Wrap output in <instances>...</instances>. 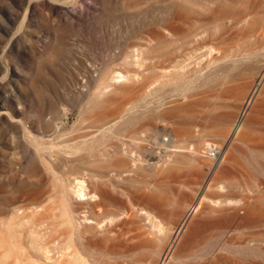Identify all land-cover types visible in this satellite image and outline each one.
Masks as SVG:
<instances>
[{
	"label": "rangeland",
	"instance_id": "1",
	"mask_svg": "<svg viewBox=\"0 0 264 264\" xmlns=\"http://www.w3.org/2000/svg\"><path fill=\"white\" fill-rule=\"evenodd\" d=\"M0 264H264V0H0Z\"/></svg>",
	"mask_w": 264,
	"mask_h": 264
}]
</instances>
